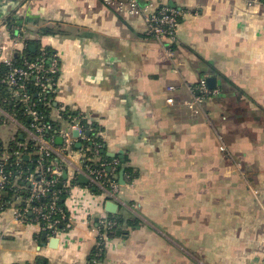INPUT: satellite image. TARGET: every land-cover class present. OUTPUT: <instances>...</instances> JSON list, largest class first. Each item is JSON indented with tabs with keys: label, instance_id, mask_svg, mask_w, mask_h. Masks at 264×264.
<instances>
[{
	"label": "crops",
	"instance_id": "1",
	"mask_svg": "<svg viewBox=\"0 0 264 264\" xmlns=\"http://www.w3.org/2000/svg\"><path fill=\"white\" fill-rule=\"evenodd\" d=\"M158 1L183 14L172 55L141 17L99 0H0L1 36L23 24L28 48L58 57L49 119L68 130L64 113L86 114L105 155L134 173L121 184L112 172L116 213L98 187L71 185L62 198L69 227L55 247L29 217L16 218V203L0 207V264H87L102 215L119 222L101 264H264V5ZM9 14L14 25H3ZM207 77L219 81L213 92L197 111L185 106ZM4 119L6 143L28 138L16 117Z\"/></svg>",
	"mask_w": 264,
	"mask_h": 264
},
{
	"label": "built area",
	"instance_id": "2",
	"mask_svg": "<svg viewBox=\"0 0 264 264\" xmlns=\"http://www.w3.org/2000/svg\"><path fill=\"white\" fill-rule=\"evenodd\" d=\"M99 1L118 15L141 17L147 35L165 47L169 55L173 54L172 44L176 41L177 28L183 15L180 9L160 3L158 0ZM257 1L259 0H254ZM261 2L264 5V0ZM25 32L23 24H19L10 29L5 26V31L3 30L2 36L0 35V65L4 64L6 67L5 72L0 75V86L5 88L0 104V126L4 123L5 115L16 117L14 107H8L7 103L21 105L30 120L29 125H23L29 136L24 142H16L17 148L9 146V143H3L0 139V207L16 203L14 211L16 218L24 220L29 217L48 237H57L60 231L69 227L67 212L63 204H60L61 193L68 194L70 186L78 184V174L83 173L91 185L104 191L107 200H111L119 187L112 173L119 162L117 159L101 160L97 167L92 165L98 159L101 145L94 142V137L91 136L92 127L82 124V121L87 124L92 122L84 113H77L70 118L68 130L57 131L61 138L59 151L54 146L57 132L50 137L45 135L44 132L51 129V125L42 121V115L36 109V101L29 92V79L33 78V86L38 89L36 92L38 100L44 105L50 104L52 100L54 101L57 87L59 60L55 53L51 52L47 57L46 52H43L34 60L24 58L22 65L17 64L13 60V55L23 57L27 47ZM172 89L173 86H170L168 90ZM194 91L196 93L192 98L183 104L197 111V107L213 91L203 80ZM166 100L169 103L174 101L171 96ZM73 130L77 131L76 138L72 135ZM87 131H90L89 136L86 134ZM15 136L12 135V140ZM30 141L34 142L33 150L29 149ZM75 141L80 143L78 148L74 146ZM29 151L35 154L28 159L36 161V166L32 170L21 165V159L29 154ZM75 154L79 159L77 166L71 161ZM52 155L55 157L50 158L48 165H45L47 158ZM34 156L37 158L34 159ZM12 165L16 167L15 170L8 167ZM64 171L67 177L61 179ZM127 177L129 178V175ZM16 178L19 179L14 182ZM56 184L60 185L61 189L55 188ZM11 187L14 192L6 199L7 189ZM116 224L115 218L105 215L99 218L94 228L96 234L91 251L92 257L87 264L102 263L106 236L115 229Z\"/></svg>",
	"mask_w": 264,
	"mask_h": 264
},
{
	"label": "trees",
	"instance_id": "3",
	"mask_svg": "<svg viewBox=\"0 0 264 264\" xmlns=\"http://www.w3.org/2000/svg\"><path fill=\"white\" fill-rule=\"evenodd\" d=\"M6 18V20H5V23L7 24V25H14V22H15V17L14 16H11L10 14L8 15V16H6L5 17ZM41 32L43 33V34H49V33H53V28H50V27H44V28H42L41 29ZM40 32V33H41ZM43 52H46V54H47V57H48V55H50L51 54V52H53L50 48H44V49H41V50H38V49H36V50H30L29 48H28V45H27V47H26V49L24 50V55H23V57H21L20 55H13V60L17 63V64H20V65H22V63H23V59L24 58H26V59H28V60H34L36 57H39V56H41L42 55V53ZM46 61H48V58H46ZM5 70H6V67H5V65L4 64H1L0 65V75L1 74H3L4 72H5ZM58 76V75H57ZM33 82H34V80H33V78H30L29 79V92H30V94H31V97H32V99L33 100H35L36 101V109L39 111V113L42 115V121H44V122H47L48 124H50L51 125V129H49V130H47V131H45L44 133H45V135L47 136V137H50V136H52L53 134H55V132H57L59 129H60V125H59V123H57V122H54V121H52L51 119H49V110H50V108L53 106V103H54V101L52 100L51 102H50V104H48V105H44V104H42V102L41 101H39L38 99H39V96L37 95V88L35 87V86H33ZM0 90H1V94H0V104H1V98L4 96V91H5V88L4 87H2V86H0ZM8 107L9 106H11V107H14V113L16 114V118L20 121V122H22L23 124H25V125H29L30 124V120L28 119V117H27V115L25 114V111H24V109H23V107L21 106V105H17V106H15V105H12V104H6ZM5 106V105H4ZM77 115V113H75V112H67V113H64V116H66V117H68V118H71V117H74V116H76ZM82 124H85L86 126H90V127H92V129L93 130H91V136L92 137H94V142L96 143V145L97 144H99V145H101V147H100V149H99V156H98V159L96 160V161H94L93 163H92V165L93 166H95V167H97L98 165H99V163H100V161L101 160H104V161H109V160H111V158H109L108 156H106L105 155V153L103 152L104 151V143H103V141H102V139H100L99 137H98V135H97V132H98V129H97V125H96V123L95 122H91V124H87L85 121H82ZM16 142H24V139H20V137H19V135H16L15 136V138H14V140H12L10 143H9V146H12V147H14V148H17V145H16ZM33 141H30L29 143H28V145H29V149L30 150H33L34 149V147H33ZM29 152H31V151H29ZM53 157H55V155H52L51 157H49V158H47V161H46V163H45V165H48V161H50ZM35 158H37V156H34V159ZM51 158V159H50ZM123 163V162H122ZM21 165L23 166V168H25V167H27V168H30L31 170L32 169H34V167L36 166V161L35 160H33V161H31V160H26V159H24V157L21 159ZM9 168H12V169H16V167H14V165H12V166H8ZM124 169V173H126V174H129V179H127V181H130L133 177H134V173L132 172V170L130 169V167H124V165L123 164H119V165H117L116 167H115V169H113V172H114V174H116L115 172H118L119 170H121V169ZM14 174V173H13ZM61 179H63V177H61ZM10 185V184H9ZM55 188H57V189H61V186L60 185H58V184H56V186H55ZM14 191H13V189H12V187L10 188V189H7V193H6V199H8L11 195H12V193H13ZM64 193H61V201H60V204L62 205L63 204V202H62V198L64 197ZM43 201H45V200H43ZM111 215V214H110ZM109 217H112V218H115L116 216H114V215H111V216H109ZM116 220H117V222H119V220H118V218L116 217ZM65 220H63V222H64ZM61 227H62V225H61ZM116 228V227H115ZM104 255V254H103ZM91 257H92V254L90 253L89 254V256H88V259H87V261H89L90 259H91ZM103 258V257H102ZM26 264H30V263H26ZM37 264H40V263H37Z\"/></svg>",
	"mask_w": 264,
	"mask_h": 264
},
{
	"label": "water",
	"instance_id": "4",
	"mask_svg": "<svg viewBox=\"0 0 264 264\" xmlns=\"http://www.w3.org/2000/svg\"><path fill=\"white\" fill-rule=\"evenodd\" d=\"M29 49L30 50H34L35 49V46L34 45H29ZM218 82L219 81L216 78H214V77H207L205 79V84L210 89L216 87V85H217ZM86 134L89 136L90 135V131H87ZM73 135H75V136L77 135V131L76 130H73ZM76 146L78 147V146H80V144L77 143ZM114 154L115 153H108V155L109 156H112V157L114 156ZM24 159H27V156L26 155L24 156ZM123 172H124V170L122 168L120 170V172H119V182L121 184L124 183ZM62 177H63V179H66L67 173L65 171L63 172ZM77 180H78V183H87L88 182V178L83 173H79L78 174ZM105 210L107 212H109V213H116V211H117V204L115 202L111 201V200H107L105 202ZM45 237H46V233H42V238H45ZM57 242H58L57 237H51L49 239V244H50L51 247H55L56 244H57Z\"/></svg>",
	"mask_w": 264,
	"mask_h": 264
},
{
	"label": "rangeland",
	"instance_id": "5",
	"mask_svg": "<svg viewBox=\"0 0 264 264\" xmlns=\"http://www.w3.org/2000/svg\"><path fill=\"white\" fill-rule=\"evenodd\" d=\"M5 25H7L6 23H5ZM25 27V26H24ZM53 26L52 25H50V28H52ZM48 28V27H47ZM53 31H55L54 29H53ZM0 136H1V139L3 140V143H6L7 142V138H8V135H7V128L6 127H0Z\"/></svg>",
	"mask_w": 264,
	"mask_h": 264
}]
</instances>
